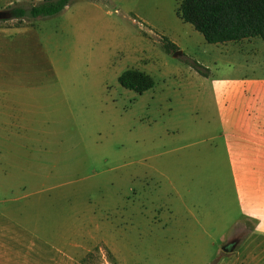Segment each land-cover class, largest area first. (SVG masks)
Returning a JSON list of instances; mask_svg holds the SVG:
<instances>
[{
  "label": "rangeland",
  "instance_id": "rangeland-1",
  "mask_svg": "<svg viewBox=\"0 0 264 264\" xmlns=\"http://www.w3.org/2000/svg\"><path fill=\"white\" fill-rule=\"evenodd\" d=\"M181 1L70 0L0 20V264H212L234 251L264 262L263 239L232 226L236 207L201 211L186 191L198 169L227 173L207 160L219 126L200 76L264 78V43L206 42ZM128 68L153 86L122 87Z\"/></svg>",
  "mask_w": 264,
  "mask_h": 264
},
{
  "label": "crops",
  "instance_id": "crops-1",
  "mask_svg": "<svg viewBox=\"0 0 264 264\" xmlns=\"http://www.w3.org/2000/svg\"><path fill=\"white\" fill-rule=\"evenodd\" d=\"M246 39L249 38L242 40ZM200 78L211 88L219 126L218 142L208 139L214 153L207 160L226 164L227 173L211 172L208 177L207 173L203 174L204 168L198 169L200 174L195 175L194 191L186 189L187 201L193 207H201V211L209 207H236L238 218L232 226L248 224L251 229L244 237L252 235L250 239L253 240V235H257L264 241V115L258 108L259 94L264 91V78L202 75ZM220 152L223 155H219ZM209 185L215 189L214 192L209 191L210 194L206 193ZM227 238V234L220 237L222 244ZM236 254L234 251L213 256L215 262L212 264H237L241 255Z\"/></svg>",
  "mask_w": 264,
  "mask_h": 264
},
{
  "label": "trees",
  "instance_id": "trees-1",
  "mask_svg": "<svg viewBox=\"0 0 264 264\" xmlns=\"http://www.w3.org/2000/svg\"><path fill=\"white\" fill-rule=\"evenodd\" d=\"M69 2L70 0H41L32 4L14 2L7 7L10 13L8 19L21 21L53 16L61 12ZM179 15L183 21L192 24L208 43H224L250 37H258L264 42V0H182ZM162 39L164 49L176 53L177 45L164 37ZM188 63L205 73L197 61L188 60ZM117 80L122 87L137 93H142L154 84L149 74L135 68L123 70Z\"/></svg>",
  "mask_w": 264,
  "mask_h": 264
},
{
  "label": "water",
  "instance_id": "water-1",
  "mask_svg": "<svg viewBox=\"0 0 264 264\" xmlns=\"http://www.w3.org/2000/svg\"><path fill=\"white\" fill-rule=\"evenodd\" d=\"M10 17V13L8 9H0V20L8 19Z\"/></svg>",
  "mask_w": 264,
  "mask_h": 264
}]
</instances>
